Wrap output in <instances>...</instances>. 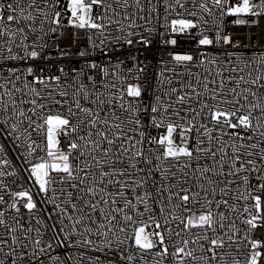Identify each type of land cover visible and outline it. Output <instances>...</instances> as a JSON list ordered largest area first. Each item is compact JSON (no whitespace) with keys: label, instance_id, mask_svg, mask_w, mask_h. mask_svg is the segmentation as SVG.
<instances>
[{"label":"snow or ice","instance_id":"6c2138e0","mask_svg":"<svg viewBox=\"0 0 264 264\" xmlns=\"http://www.w3.org/2000/svg\"><path fill=\"white\" fill-rule=\"evenodd\" d=\"M187 3L0 0V264H264V53L240 67L228 51L240 41L222 30L224 17L259 23L250 18H264V0ZM161 5L159 43L174 49L199 28L198 45L224 48L227 67L170 52L162 64H207L205 74L177 87L165 67L149 90L141 57L157 42ZM67 28L87 35L83 67L45 73L50 47L70 55L50 44ZM97 50L107 65L89 62ZM126 59L128 75L117 71ZM8 178L32 187L13 190Z\"/></svg>","mask_w":264,"mask_h":264},{"label":"built area","instance_id":"2783aa9c","mask_svg":"<svg viewBox=\"0 0 264 264\" xmlns=\"http://www.w3.org/2000/svg\"><path fill=\"white\" fill-rule=\"evenodd\" d=\"M186 6L189 10L192 9V4L187 3L186 0ZM209 6L212 7L210 0H209ZM259 10V9H257ZM177 11H183L180 9H177ZM198 11V9H197ZM213 12L218 13L219 10L215 9L213 7ZM201 13L198 11V17ZM165 15V11L163 6L161 5L159 8V16L160 20L156 21L155 19L152 21V24L158 28V32L154 34V40L157 41L154 43L153 47L145 52L141 59H146L147 61V70L144 73V77L147 79L148 83L146 87L151 90V88L155 87L158 84V80L156 79V76L158 73L163 70L165 67L168 68H175V72H166L165 75L173 78V85L179 86L181 81H188L190 79H193L192 77L188 76V72L191 71L192 73H201L205 74V69L208 68V65L206 64L203 68L200 66L194 64L190 67H180L175 66L174 64H168L164 65L161 63V61H168L170 60L169 53H175V54H190L193 55L194 58L198 57L200 53H206L209 58H217L220 60V67H227V61L228 59H232L231 57H227L225 49L221 48L220 46L211 47V48H202L198 45V33L200 31L199 28L197 29H191L185 34H181L178 36V44L173 49L171 46L164 45L162 43H159V41L163 40L165 37L160 36V32H164L165 29L160 27L164 23L163 17ZM207 20L208 24L205 25L206 28L214 29V22L216 21V16H207L206 13L203 14ZM185 16L187 14L185 13ZM198 17H187L189 19H193L194 22L198 20ZM172 18H178L176 17V13L173 12L171 16L169 17V20ZM234 19H249V17L240 16V17H224L222 22V30L226 33H231L234 35L239 41L240 46L237 49H228V51H232L237 53V55L234 57L236 60V63L240 67H244V63L242 61L247 60H255L256 57H258L261 53H264V18H258V17H251L252 20H259V23H252L247 26H237L231 23ZM142 23V21H140ZM77 30L67 28L64 30V35L59 36L58 38H53L50 40V44H59L60 48L64 49L65 51H68L70 53L69 56L64 57L62 60L59 58V52L56 50L55 47H50L48 49V55L52 57L51 60H42L40 61L41 67L44 69L45 73L51 72L54 74H59L57 72V68L60 64H63L65 67V70L71 73L72 69H81L83 67V60L84 58H81L77 55L79 51L85 50L88 48V39L87 35L80 31L79 36L77 38H73V33ZM98 42V41H97ZM227 47V46H225ZM127 56V53H125V57ZM124 58V57H119ZM89 62L95 61L99 63L101 66L108 64L107 57L103 56L99 50L96 51V53L93 56H90L87 58ZM133 67V62L130 59H126L125 64L122 65L119 69H117L118 72L123 73L124 75H128V69ZM248 69H246L247 71ZM88 72V70H85ZM215 71V68H213V72ZM92 74V73H89ZM225 75H229L228 73H225ZM95 79L97 81L96 87L100 89V91H104V89L100 85L101 76L99 74H95ZM86 84H88L89 88L92 87L91 83L87 81V79L84 80ZM107 82V81H106ZM133 83H136V81H131ZM194 82V80H193ZM69 83H71V80H69ZM119 86V81H117ZM168 85L162 86V88H157V92L160 93L161 91H166L168 89ZM71 91V90H69ZM147 98V97H146ZM150 132H152L154 135L156 134L155 129H149ZM0 143H4V141L0 140ZM8 149L7 157L11 164L12 168H16L17 171H19L18 165H20V161L17 158V155L15 151L12 149L11 143L6 144ZM63 143L61 147H63ZM4 158V157H0ZM12 168H9L8 170H12ZM177 175L179 176L180 173L178 172ZM191 172H189V177H191ZM24 177H27V173H23ZM156 179L158 180L159 177L157 176ZM12 178H8V182L10 183L13 190H20V188L27 189L29 187H32L31 183L27 181L26 179H18L17 184L11 183ZM33 192H35V187H33ZM36 199L39 200V197H36ZM47 208L48 206H43ZM189 207H192V210L194 212H198V206L193 207L192 205H189ZM237 223L239 224V220H237ZM173 227H175L173 225ZM241 227H243L241 225ZM193 231H198V229H193ZM259 234V233H257ZM51 236V233H48V237ZM65 250L64 249H57V253L62 254ZM167 264H173V261L171 258L167 261Z\"/></svg>","mask_w":264,"mask_h":264}]
</instances>
